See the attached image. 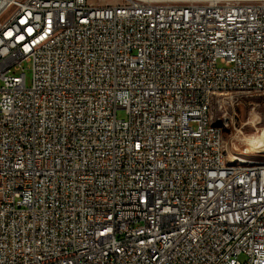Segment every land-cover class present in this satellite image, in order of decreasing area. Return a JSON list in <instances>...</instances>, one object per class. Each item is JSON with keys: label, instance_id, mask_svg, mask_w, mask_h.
<instances>
[{"label": "built area", "instance_id": "obj_1", "mask_svg": "<svg viewBox=\"0 0 264 264\" xmlns=\"http://www.w3.org/2000/svg\"><path fill=\"white\" fill-rule=\"evenodd\" d=\"M245 84L264 0H0V264H264V169L204 126Z\"/></svg>", "mask_w": 264, "mask_h": 264}, {"label": "rangeland", "instance_id": "obj_2", "mask_svg": "<svg viewBox=\"0 0 264 264\" xmlns=\"http://www.w3.org/2000/svg\"><path fill=\"white\" fill-rule=\"evenodd\" d=\"M90 1L95 4H116L123 0ZM22 68L25 82L28 86L32 76L31 62H23ZM221 97H226V95H220L214 100L211 106V112L216 122L224 125L223 146L228 158L235 163L240 162V159L246 160L244 161L246 163L264 162V152H257L253 146L247 143L250 142V139H264V93L233 96L232 98H239L240 101L235 106L236 115L231 124L224 121H217L216 119L221 117ZM116 116L117 118H124V110L117 109ZM240 260H243V257H240Z\"/></svg>", "mask_w": 264, "mask_h": 264}, {"label": "bare ground", "instance_id": "obj_3", "mask_svg": "<svg viewBox=\"0 0 264 264\" xmlns=\"http://www.w3.org/2000/svg\"><path fill=\"white\" fill-rule=\"evenodd\" d=\"M209 1H214V0H209ZM252 92H264V85L245 84V92H243V90L238 88V86H229L228 95L230 96H228V98H232L235 95H249V93H252ZM220 95H226V86H218L217 88H214L213 93L210 94L209 105H205V111H204V126H206L208 131L217 130V138H216V143H215L216 158L221 159V165L223 168H229V169L247 168L250 170L264 169V162L246 163L244 162L246 160L240 159V162L235 163L228 158L225 152L224 146H223L224 125L217 123L211 112V106L214 100ZM225 98L226 97H221V99H225ZM220 110H221V107H220ZM247 143L253 146V148L257 152H264V139H258V140L250 139V142H247Z\"/></svg>", "mask_w": 264, "mask_h": 264}]
</instances>
